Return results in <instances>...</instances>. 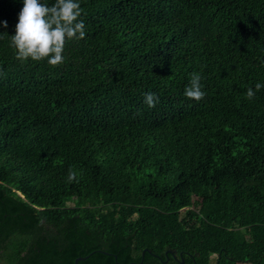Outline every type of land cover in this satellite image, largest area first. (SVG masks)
<instances>
[{
	"label": "trees",
	"instance_id": "trees-1",
	"mask_svg": "<svg viewBox=\"0 0 264 264\" xmlns=\"http://www.w3.org/2000/svg\"><path fill=\"white\" fill-rule=\"evenodd\" d=\"M79 3L53 67L0 0V264H264V0Z\"/></svg>",
	"mask_w": 264,
	"mask_h": 264
},
{
	"label": "clouds",
	"instance_id": "clouds-1",
	"mask_svg": "<svg viewBox=\"0 0 264 264\" xmlns=\"http://www.w3.org/2000/svg\"><path fill=\"white\" fill-rule=\"evenodd\" d=\"M84 9L79 0H55L51 6L40 0H23V7L18 15L15 35L10 36L11 46L16 49V59L23 62H40L47 60L53 67L65 63V45L70 40H81L86 36V26L81 19ZM0 25L7 27V22ZM201 76L192 74L188 86L184 90L186 98L200 101L205 98L201 84ZM264 88V84L256 83L255 89L248 88L246 97L253 100L256 93ZM159 102L155 93L146 92L144 103L153 108ZM68 182L78 179L74 170H69Z\"/></svg>",
	"mask_w": 264,
	"mask_h": 264
},
{
	"label": "water",
	"instance_id": "water-1",
	"mask_svg": "<svg viewBox=\"0 0 264 264\" xmlns=\"http://www.w3.org/2000/svg\"><path fill=\"white\" fill-rule=\"evenodd\" d=\"M87 256H88V255H85V256H78V257H76V258H75V263H76V264H79V261L86 259Z\"/></svg>",
	"mask_w": 264,
	"mask_h": 264
},
{
	"label": "rangeland",
	"instance_id": "rangeland-1",
	"mask_svg": "<svg viewBox=\"0 0 264 264\" xmlns=\"http://www.w3.org/2000/svg\"><path fill=\"white\" fill-rule=\"evenodd\" d=\"M215 257H216L215 254H211V255H210V263H211V264L214 263V261H215Z\"/></svg>",
	"mask_w": 264,
	"mask_h": 264
}]
</instances>
